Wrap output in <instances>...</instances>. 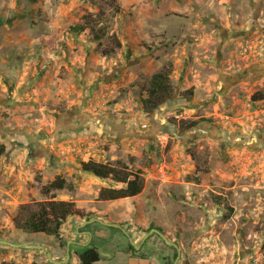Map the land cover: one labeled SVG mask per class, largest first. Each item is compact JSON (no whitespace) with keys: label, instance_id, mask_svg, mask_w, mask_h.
I'll return each instance as SVG.
<instances>
[{"label":"rangeland","instance_id":"1","mask_svg":"<svg viewBox=\"0 0 264 264\" xmlns=\"http://www.w3.org/2000/svg\"><path fill=\"white\" fill-rule=\"evenodd\" d=\"M161 70L175 98L149 112ZM65 122L81 128L60 135ZM0 144V239L56 261L67 241L92 244L102 264H131L129 236L157 228L183 264H264V0H0ZM90 159L140 175L141 192L100 200L121 185L82 171ZM56 177L72 189L44 193ZM51 198L81 214L60 238L15 226L20 205ZM92 218L125 231L77 229ZM159 242L149 235L134 258L161 264ZM33 263L51 264L0 245V264Z\"/></svg>","mask_w":264,"mask_h":264},{"label":"trees","instance_id":"2","mask_svg":"<svg viewBox=\"0 0 264 264\" xmlns=\"http://www.w3.org/2000/svg\"><path fill=\"white\" fill-rule=\"evenodd\" d=\"M85 24H77L70 27V30L74 32H82L86 29ZM117 46H120L119 41H116ZM103 54H107L106 51H102ZM189 94H193V90H188ZM175 97L171 95V86L169 83V72L158 71L152 75L149 82L148 98L144 99L143 106L146 110L153 111L155 107L169 98ZM255 100V95H254ZM208 121V119H198L189 123L185 129L193 128L202 121ZM5 147L0 144V156L4 152ZM81 169L84 172L93 174L100 179H109L114 183L121 185V188L115 189L106 187L100 190L99 199L104 201H116L122 198H131L139 194L143 188V179L138 174L131 173L122 170L119 167L108 164L96 162L92 159L89 161H80ZM72 189V185L68 183L64 178L56 177L48 185L44 186L42 191L49 194L53 190ZM80 211L76 208L75 204L68 201L60 200H48L46 202H39L36 204H24L20 205L13 217L15 226L26 232L31 233H43L46 235L55 236L60 238V227L67 221L69 217L80 216ZM88 227V226H87ZM129 248H134L129 244ZM101 259L100 253L96 246L87 248L80 256L79 260L81 264H96ZM34 264V263H33ZM172 264V262L166 263Z\"/></svg>","mask_w":264,"mask_h":264},{"label":"water","instance_id":"3","mask_svg":"<svg viewBox=\"0 0 264 264\" xmlns=\"http://www.w3.org/2000/svg\"><path fill=\"white\" fill-rule=\"evenodd\" d=\"M175 102L179 103V102H183L182 100H174ZM93 222H97V223H100L102 225H105V226H109V227H113V228H119V229H122L123 231H125L120 225L118 224H115V223H107V222H104L102 219H99V218H92V219H89L87 221H84L81 225H79L77 227V229L79 227H82L84 225H87V224H91ZM83 234H87V235H91L89 232L87 231H83L82 232ZM157 234L158 236H160L164 241L165 243L170 246V247H173L174 249H176L177 251V257L175 259V261L173 262V264H176L178 262V260L180 259L181 257V250H180V247L178 246L177 243L173 242L172 240H170L162 231H160L159 229L157 228H153V229H150L142 238V240L140 241L139 244L135 243L129 236V241H130V245L134 248V249H137L139 250L140 249V244L151 234ZM69 244H70V241H67V247H66V255H65V258L60 260V261H56L53 259L52 257V254L51 252L48 250L47 247L43 246V245H38V244H24V243H12L8 240H5V239H0V245H6V246H11V247H15V248H21V249H33V250H42L45 252V255L47 257V260L49 263L51 264H64L66 263L69 258H70V248H69Z\"/></svg>","mask_w":264,"mask_h":264},{"label":"crops","instance_id":"4","mask_svg":"<svg viewBox=\"0 0 264 264\" xmlns=\"http://www.w3.org/2000/svg\"><path fill=\"white\" fill-rule=\"evenodd\" d=\"M63 127V126H62ZM69 127V128H68ZM80 128H81V126L79 125V123H76V122H74V123H69L68 124V122H65L64 123V128H60V130L59 131H65V132H62L60 135H62V134H64V133H68L69 131H77V129L78 130H80ZM98 130H101V131H114L113 130V128H111V127H108V126H105V125H100L99 127H98ZM68 131V132H67ZM72 133V132H71ZM144 234V233H143ZM143 234L142 235H140V237L139 238H135V236L133 235L132 236V238L131 239H133L134 240V242L135 243H137V244H139L140 243V241L142 240V236H143ZM88 235H87V240L86 241H79V244L82 246V247H88V245H89V243H90V241H88ZM158 247H159V249L161 250V252H162V255H163V261H162V263L161 264H166V263H169V262H172L173 261V256H174V254L177 252L176 251V249H174L173 247H168L166 244H162L161 242H159L158 243ZM86 249V248H85ZM85 249L84 250H82V251H79V250H77V251H73L72 252V250L70 249V251H71V254H70V258H69V260H68V262H72L71 264H81V262H80V260H79V256L85 251ZM181 250V249H180ZM98 251H99V253H100V257H101V259H100V261L99 262H97L96 264H102V261H103V258H104V254H103V252H102V250H101V248L99 247L98 248ZM133 251H135V250H126V255L130 258V263L131 264H148V263H146V262H141V261H139L138 259H136V258H134V256H136L137 257V255L139 254H137V255H134L135 253L133 252ZM120 253H121V251L120 250H117L116 251V255H120ZM52 254V253H51ZM115 255V256H116ZM141 256V255H140ZM184 256H183V254H181V257H180V259L178 260V262H177V264H182L183 263V260H184ZM67 262V263H68Z\"/></svg>","mask_w":264,"mask_h":264},{"label":"flooded vegetation","instance_id":"5","mask_svg":"<svg viewBox=\"0 0 264 264\" xmlns=\"http://www.w3.org/2000/svg\"><path fill=\"white\" fill-rule=\"evenodd\" d=\"M176 100H180V99H176ZM176 257H177V252L174 254V256H173V261H172V264H173V262L175 261V259H176ZM177 264V263H176ZM183 264V263H182Z\"/></svg>","mask_w":264,"mask_h":264}]
</instances>
